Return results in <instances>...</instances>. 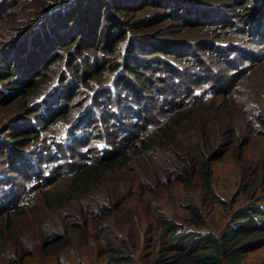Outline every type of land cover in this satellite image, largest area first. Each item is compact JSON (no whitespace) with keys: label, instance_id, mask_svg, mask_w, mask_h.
Listing matches in <instances>:
<instances>
[{"label":"trees","instance_id":"obj_1","mask_svg":"<svg viewBox=\"0 0 264 264\" xmlns=\"http://www.w3.org/2000/svg\"><path fill=\"white\" fill-rule=\"evenodd\" d=\"M260 94L264 0H0V239L35 202L47 251L74 231L106 264H240L264 246V151L243 164L245 203L224 228L191 198L174 217L159 199L183 183L229 205L213 163L264 138ZM15 237L10 259L36 245Z\"/></svg>","mask_w":264,"mask_h":264},{"label":"rangeland","instance_id":"obj_2","mask_svg":"<svg viewBox=\"0 0 264 264\" xmlns=\"http://www.w3.org/2000/svg\"><path fill=\"white\" fill-rule=\"evenodd\" d=\"M159 27H161V25ZM234 35H239L237 38H246V34L238 31L237 34ZM228 36L230 35H222L223 38L227 39ZM256 99L259 107L264 111V94L258 95ZM20 110L13 113L12 116L17 118V114ZM4 116H6V112L4 109L0 108V118L2 117L3 119ZM0 131L1 135L7 132V124L4 120H0ZM263 151L264 138L261 134H254L251 136L249 143L243 148L240 159L236 155V151H229L221 160L213 163V184L217 193L224 199L228 200L229 205L227 207L218 203L213 204L206 202L209 200L202 199V191L199 187L191 186L189 188V186H185L183 183H177L172 191H162V198L159 199L162 209L170 216H182L187 213V209L184 208L180 202H184L191 198L201 206L206 215L205 218L211 226H214L215 228H224L227 222H229V219H231V211L242 207L245 203L244 200L246 196L239 191L240 177L244 167L243 164H250L252 160L258 159ZM0 162V166L4 167L5 170V166H7L9 162L5 161L4 158H2ZM129 171L130 170H125L123 174L126 178L130 174ZM17 176L19 175L17 174ZM257 194L260 196L262 195L259 192ZM138 197L139 192L134 191L130 195L131 201L128 203L134 204ZM38 205L39 203L31 202L27 205L28 207L26 206V209L20 210V213L11 215V219L14 223L13 228L11 231L3 232L4 236L0 239V264H106V261L103 259L104 257L97 251L94 242L91 241L95 248L93 249L95 252L93 257L90 256L92 254L83 252L81 239L78 238V234L74 233V231L69 233L73 242L67 245L63 250L58 251V249H52L47 251L38 247L37 244L41 243L42 236L37 234L36 227L45 215V211L43 210H39L40 213L35 212V209L33 208H36ZM50 214L51 216L54 215L53 212H50ZM50 214L47 212L48 218H50ZM140 218L144 222L143 226H141ZM140 218L138 219V217H135V221L141 228L140 235H142L146 224L148 225L150 223V217L141 215ZM129 219L130 215L127 211H120L119 217L116 218V221L118 224L121 223L123 228H129ZM4 221L5 218L0 221V226L4 224ZM18 232H21L24 235L23 242L26 241L32 244L36 243V245L35 247H32L31 251L27 254H19L15 259H10V253L14 250H18L19 247L17 245H21L20 239H16L15 237ZM33 236L36 238V241L33 239ZM4 239H6V241H4ZM6 247L11 251L6 252ZM144 248V245H140L139 255L144 251H141ZM240 264H264V246L247 253Z\"/></svg>","mask_w":264,"mask_h":264}]
</instances>
